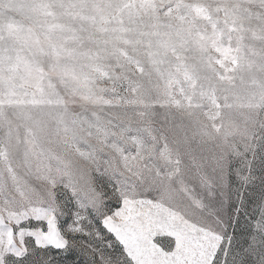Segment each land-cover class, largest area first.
<instances>
[{
    "label": "snow or ice",
    "instance_id": "snow-or-ice-1",
    "mask_svg": "<svg viewBox=\"0 0 264 264\" xmlns=\"http://www.w3.org/2000/svg\"><path fill=\"white\" fill-rule=\"evenodd\" d=\"M0 264H264V0H0Z\"/></svg>",
    "mask_w": 264,
    "mask_h": 264
}]
</instances>
